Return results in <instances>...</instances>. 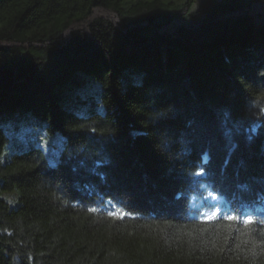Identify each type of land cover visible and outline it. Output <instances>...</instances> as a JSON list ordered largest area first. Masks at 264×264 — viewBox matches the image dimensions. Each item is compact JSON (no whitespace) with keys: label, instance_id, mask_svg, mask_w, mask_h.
Masks as SVG:
<instances>
[{"label":"trees","instance_id":"trees-1","mask_svg":"<svg viewBox=\"0 0 264 264\" xmlns=\"http://www.w3.org/2000/svg\"><path fill=\"white\" fill-rule=\"evenodd\" d=\"M11 67L0 264H264V0H0Z\"/></svg>","mask_w":264,"mask_h":264},{"label":"rangeland","instance_id":"rangeland-1","mask_svg":"<svg viewBox=\"0 0 264 264\" xmlns=\"http://www.w3.org/2000/svg\"><path fill=\"white\" fill-rule=\"evenodd\" d=\"M31 140H36L37 145L41 146L48 158V161L51 164H56L61 152V149L63 148V143H64V137L61 135H57L54 139H52L56 144H51V138L44 136V137H40L38 138H31ZM27 142V141H26ZM211 202H221V200H219L216 196H211L210 197ZM210 212H214L211 210L205 211L204 215Z\"/></svg>","mask_w":264,"mask_h":264},{"label":"snow or ice","instance_id":"snow-or-ice-1","mask_svg":"<svg viewBox=\"0 0 264 264\" xmlns=\"http://www.w3.org/2000/svg\"><path fill=\"white\" fill-rule=\"evenodd\" d=\"M196 175H200L202 174L201 172H198V173H195ZM93 211H95V209H93ZM117 213H114V212H109V215H116ZM121 216L125 215L126 213H119ZM217 213L216 212H210V213H207L205 214V218L206 219H214L216 217ZM226 219H230V220H237V219H240L239 216H226L225 217ZM260 224L264 225V219H260L258 221ZM243 223L246 224V225H249V224H255L257 223V220L254 219L250 214H245L244 215V218H243Z\"/></svg>","mask_w":264,"mask_h":264},{"label":"water","instance_id":"water-1","mask_svg":"<svg viewBox=\"0 0 264 264\" xmlns=\"http://www.w3.org/2000/svg\"><path fill=\"white\" fill-rule=\"evenodd\" d=\"M15 69L0 68V91L10 88L14 83Z\"/></svg>","mask_w":264,"mask_h":264}]
</instances>
